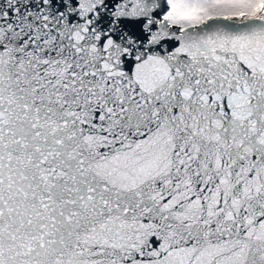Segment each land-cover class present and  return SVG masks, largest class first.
Listing matches in <instances>:
<instances>
[{
  "label": "snow or ice",
  "instance_id": "6c2138e0",
  "mask_svg": "<svg viewBox=\"0 0 264 264\" xmlns=\"http://www.w3.org/2000/svg\"><path fill=\"white\" fill-rule=\"evenodd\" d=\"M0 264H264V0H0Z\"/></svg>",
  "mask_w": 264,
  "mask_h": 264
}]
</instances>
